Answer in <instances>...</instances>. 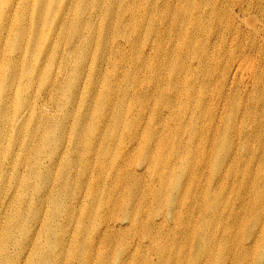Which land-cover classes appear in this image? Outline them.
<instances>
[{"label":"bare ground","instance_id":"obj_1","mask_svg":"<svg viewBox=\"0 0 264 264\" xmlns=\"http://www.w3.org/2000/svg\"><path fill=\"white\" fill-rule=\"evenodd\" d=\"M19 5L8 0L13 17L0 21V264H67L82 245L72 248L68 231L89 203L92 224L86 230L94 240L83 245L97 255L112 250L132 264H198L202 258L201 264L209 258L225 264L235 254L229 245L238 240L240 248L252 243L243 261L264 264V205L260 230L243 240L233 237V228L241 231L252 214L249 206L234 212L226 241L218 233L209 237V225L199 226L206 218L226 222L221 206L236 183L221 173L233 175L248 155L264 153V0H52L47 8L57 14L41 8L32 42ZM98 19L103 26H91ZM134 70L135 103L117 116L124 80ZM48 71L43 85L35 75ZM130 113L136 119L123 132ZM109 128L121 134L108 138ZM108 140L115 141L114 151L91 154ZM139 140L143 153L158 141L159 170L173 165L180 172L172 173L177 177L171 188L150 187L124 199L115 184L132 178L138 190L148 171L128 163ZM145 156L152 163L149 151ZM259 162L262 168L251 166L244 184L264 177V155ZM207 167L218 168L215 175ZM63 168L71 170L69 178ZM101 180L108 189L97 206L99 193L90 190L103 189ZM221 182L225 189L216 192ZM246 189L237 192L240 205H249ZM131 232L140 240H115ZM42 236L45 243L37 248ZM189 246L196 252L187 262ZM8 250L13 254L7 257ZM134 250L142 251L143 263Z\"/></svg>","mask_w":264,"mask_h":264},{"label":"rangeland","instance_id":"obj_2","mask_svg":"<svg viewBox=\"0 0 264 264\" xmlns=\"http://www.w3.org/2000/svg\"><path fill=\"white\" fill-rule=\"evenodd\" d=\"M16 2H19V6H20V11H24V18L26 19V26H28V41L32 42L33 41V32L34 29L37 25L36 19H37V15L39 14L41 8H42V13L44 14L45 12L49 11L51 12V14H57V10H48L47 5L49 3L52 2V0H43V2L41 3L40 0H16ZM13 17V13L9 11V6H8V0H0V21L4 20V19H11ZM33 17V19H31ZM19 18V15L16 17V22L17 23V19ZM99 20V19H98ZM39 26H43V25H39ZM91 26H103V24L101 23V21L99 20L98 23H95ZM99 29H96L94 35L96 36L99 32ZM104 31V29H103ZM30 60H32V57H28L27 61L25 62V68H27V65L29 64ZM56 61V60H55ZM48 69L50 71H54V67L53 64H49ZM50 71L42 73L41 75H35V77L39 80L42 81V84L44 85V82L47 81L48 75L50 73ZM26 74V72H25ZM134 78H135V70L133 71L131 77H128L124 80L126 87L125 91H121L120 93V99H119V103L117 104V111H116V115L117 116H122L126 113V111L128 110V107L133 105L135 103V99H134V93L136 91V86L134 84ZM25 82V76L24 79L22 81V85ZM56 91V88H52L51 91L47 92V94L51 95ZM126 97V98H125ZM125 98V99H124ZM1 99V98H0ZM124 101V102H123ZM124 104H123V103ZM77 109V108H76ZM79 115L80 116H85L86 115V107L82 108L79 111ZM59 118H64L62 115H59ZM71 122L73 123V114L70 116ZM136 119V114L134 113H130L128 115V118L125 121L124 124V128L123 132L127 131V129L132 125V123L135 121ZM85 127V130L90 127L89 123L83 124ZM51 127L54 130H57V124L56 123H52ZM67 129V128H66ZM30 130L31 127L28 126V131L26 133V138L29 139L30 137ZM62 130H57L56 133L59 135L60 132ZM67 133H69L68 129H67ZM120 135L121 132H117V130L115 128L111 129L109 128L108 130V138L110 136H116V134ZM40 135V140L43 136V132L41 131V133L38 132V136ZM26 141L21 140V143L23 146H25ZM143 142L142 140L137 141L136 143V147H137V152L134 153L132 156L128 157V163L129 164H135V165H139V164H143L144 166H146L148 168V171H146V176L142 178L141 183H140V188L138 190H136V188L134 187L135 185V181L132 178H126L124 179L125 183H121L119 181V183H116L115 185H117L118 187V191L117 193L123 196L124 199L127 198H131L135 193L136 194H140L143 193V190L146 188H150V187H156V188H171L176 180L175 175H173L172 173H179V168L176 167L173 170V165L171 168L166 169V170H159L158 169V163L160 162V157L159 155L156 153V146L158 145V141H150L149 144H147L145 146V151L144 153L142 152V147H143ZM40 144V141L37 143V146ZM115 141H106L104 142V145L101 149H96L97 153H91L92 155H97L99 158L102 156L103 151L105 150V152L107 153L109 150L112 152L114 151V149L112 147H114ZM253 146H259L258 142L253 141L252 142ZM149 151L150 153V160H153L152 163L149 161H144L146 158V154ZM264 155L263 152H260L258 155H248L243 163H242V168L240 171L235 172V174L230 175L227 174L225 171L221 173L222 177H226L228 178L231 182H235V188H234V192L232 194H229V199L226 203H224L221 207L222 209H225L228 213H227V219L225 223H220L219 221L216 220H212L210 218H206L204 220H202L201 222H199V226H206L209 225V237H216L217 238V233L219 234L220 238H222L224 241L227 240L228 238V234L230 231V227L233 226V224L236 221V217L234 216V212L237 210H240L241 212H244L245 208H247L249 206V209L252 211V214H250L249 216L245 217L243 219V226L240 230H236L233 228V237H235L236 239H246V235L249 233V231L251 230H256L259 231L260 228L256 229L257 227V221H258V216L261 214V212L259 211V209L264 205V177H262L260 179L259 183H254L251 186L244 184V180L246 178V174H247V170L253 166L256 167L257 169H261L262 168V163H260L259 161L261 160L262 156ZM12 156V153H10V158ZM36 157V151H32L31 153V159H34ZM2 155L0 156V161H2ZM101 161V160H100ZM5 162V160H4ZM197 165H199L198 162H196ZM54 168V167H53ZM208 168V172L207 174H213L215 175L216 171L218 168L214 169V167H207ZM210 168V169H209ZM1 169V167H0ZM53 170V169H52ZM63 173H65L66 177L69 178L71 175V170L69 168H63L62 169ZM220 174V173H219ZM98 175L95 173L94 174V180L96 182H98L97 180ZM84 178V170L82 173L81 178L78 180V184L77 186V190L76 193L79 192V189L81 188V182L82 179ZM253 177H249V179H252ZM64 179V177H63ZM68 185L72 184L74 182L73 179H66ZM61 181H58V184L60 185ZM101 183H103V180H101ZM130 184V189L126 190L125 186L127 187V185ZM242 185H245L247 187V191H248V197H249V205L247 203H244L242 205L239 204L240 199L237 198V192L240 191V188L242 187ZM208 188L211 189V187L208 186ZM108 189V187L105 188L104 183H103V189L100 188V186L97 187H93L91 188V192H95L97 191L99 193L98 195V201H97V206L101 204V199L103 197H106V190ZM225 189V183L221 182L216 188V192H220L221 190ZM67 193H69V188L67 187ZM89 195V194H87ZM209 205H211V203H208ZM90 203L89 206L86 207L83 211V216L80 217V212H76L75 213V217L78 218V226L75 227V225H71L70 230L68 231L69 236H68V240L67 242L72 239V248H73V244L74 243H81V248H78L81 252L79 254H77V256H73L70 255L69 257V262L67 264H86L87 260L89 264H132L131 263V259H128L125 263L122 261V259L126 258V256H123V254L121 256H117V254L110 250L108 252H104L101 251L98 255H97V251L96 249H92L90 246H85L83 244H88L89 242L94 240V234L90 231H87V227H89L92 224V221H90L88 219V213L92 210L90 207ZM199 215V211L196 215V218H198ZM169 220V219H168ZM170 222V220H169ZM195 223V222H194ZM171 226V225H170ZM129 225H125V228H128ZM77 228V230H76ZM165 229V228H164ZM181 229H178L177 232L180 233ZM163 231V229L161 230ZM17 236H15V240L20 241V238L17 239ZM163 236V235H161ZM124 238V242H133V241H138V239L140 240V238L136 235H134L132 232L129 235V233H123L118 235V237L115 240H121ZM43 243H45L44 237H41L40 243L37 246V248H39ZM89 245V244H88ZM252 245L251 244H247L246 248H240V245L238 243V240L236 243H231L229 246L230 248H232L233 250V254L230 257L229 262L225 263V264H232L231 261L234 260V264L237 263V256L238 254L240 255V264H256L255 259L252 258H248L245 259L243 261V259L246 257L247 255V249L248 247H250ZM13 247V246H11ZM102 249V248H100ZM143 249V248H141ZM177 247L174 246V250L177 252ZM218 250V245L216 244L213 247V252H217ZM134 253L137 254V256L135 257V260L137 259L138 263L139 261H141L142 263L145 261V259L143 257H141V252L140 250H134ZM195 246H189L188 248V261L191 259V261L193 260L194 256H195ZM13 254V252H11L10 250L7 251V257ZM203 258L199 259V263L201 264ZM122 261V263L120 262ZM183 261H178L177 264H181ZM209 264H223L222 261H216L213 258H209ZM45 264H52L50 262H47Z\"/></svg>","mask_w":264,"mask_h":264}]
</instances>
